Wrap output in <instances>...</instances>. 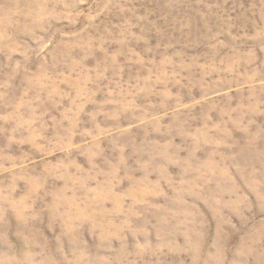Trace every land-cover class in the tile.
Masks as SVG:
<instances>
[{
    "label": "rangeland",
    "instance_id": "374dc122",
    "mask_svg": "<svg viewBox=\"0 0 264 264\" xmlns=\"http://www.w3.org/2000/svg\"><path fill=\"white\" fill-rule=\"evenodd\" d=\"M0 264H264V0H0Z\"/></svg>",
    "mask_w": 264,
    "mask_h": 264
}]
</instances>
